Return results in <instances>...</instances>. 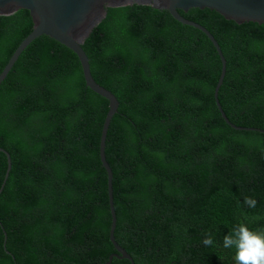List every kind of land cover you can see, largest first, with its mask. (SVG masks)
<instances>
[{"label":"trees","instance_id":"obj_1","mask_svg":"<svg viewBox=\"0 0 264 264\" xmlns=\"http://www.w3.org/2000/svg\"><path fill=\"white\" fill-rule=\"evenodd\" d=\"M179 12L219 43L228 119L264 129V24ZM32 28L27 9L0 15V72ZM82 47L119 101L105 142L117 243L134 264H235L224 236L240 224L264 232V133L219 113L212 42L165 9L131 3L107 7ZM107 110L73 51L42 34L21 52L0 83V147L12 161L0 192V264H104L116 251L99 157ZM6 165L0 152V186Z\"/></svg>","mask_w":264,"mask_h":264},{"label":"water","instance_id":"obj_2","mask_svg":"<svg viewBox=\"0 0 264 264\" xmlns=\"http://www.w3.org/2000/svg\"><path fill=\"white\" fill-rule=\"evenodd\" d=\"M131 3L151 5L157 9H165L177 21L193 26L205 33L215 47L221 63L220 73L213 92L214 101L219 113L225 122L235 129L256 130L264 133V129L262 128L239 126L228 119L218 98V91L223 83L226 72V59L219 43L206 27L184 17L179 12V10L187 11L190 8H210L220 13L226 19L233 20L236 23L252 21L264 24V0H0V15H8L23 8L30 12L33 19L32 30L18 44L1 70L0 83L27 45L36 37L43 34L64 45L77 55L81 63L86 86L108 100V110L102 123L99 139V157L107 174L108 204L111 214L109 239L116 251L108 256V260L104 264H110L113 257L119 259L126 258L131 264H134L131 255L115 240L116 213L113 204V172L105 155L108 127L111 118L118 111L119 101L112 91L100 85L94 79L90 70L89 58L82 47V43L90 31L105 16L107 7L122 6ZM0 152L5 154L7 164L0 186L1 192L9 175L12 161L7 150L0 147ZM6 252L9 254L8 250Z\"/></svg>","mask_w":264,"mask_h":264},{"label":"clouds","instance_id":"obj_3","mask_svg":"<svg viewBox=\"0 0 264 264\" xmlns=\"http://www.w3.org/2000/svg\"><path fill=\"white\" fill-rule=\"evenodd\" d=\"M244 204L255 207L256 201L250 197L244 199ZM205 247L214 243L212 236L206 235L202 241ZM224 248H234L235 264H264V232L250 230L245 224L235 227L224 236Z\"/></svg>","mask_w":264,"mask_h":264}]
</instances>
